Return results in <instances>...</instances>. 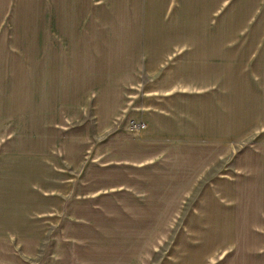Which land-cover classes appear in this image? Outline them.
<instances>
[{
	"label": "crops",
	"instance_id": "1",
	"mask_svg": "<svg viewBox=\"0 0 264 264\" xmlns=\"http://www.w3.org/2000/svg\"><path fill=\"white\" fill-rule=\"evenodd\" d=\"M27 1L38 4L39 49H84L91 66L139 67L141 100L136 137L105 139L102 156L69 152L58 125L20 148L0 137V264H126L129 242L151 264H264V131L255 118L264 43L236 40L238 17L256 16L248 11L264 0ZM1 29L0 41L10 28ZM249 63L258 66L246 77L238 67ZM256 94L254 107L244 103ZM195 110L206 116L193 119ZM244 113L250 124L240 129ZM123 193L142 196L151 214L79 217L81 198ZM96 226L148 228L94 234Z\"/></svg>",
	"mask_w": 264,
	"mask_h": 264
},
{
	"label": "rangeland",
	"instance_id": "2",
	"mask_svg": "<svg viewBox=\"0 0 264 264\" xmlns=\"http://www.w3.org/2000/svg\"><path fill=\"white\" fill-rule=\"evenodd\" d=\"M37 5V2L27 0H0V28L2 31L6 27L10 28L4 31L0 41V137L11 136L16 140V147L20 148L25 138H32L31 143L34 144V139L40 137L41 127L46 136L53 133L51 129L55 128L54 125H58L63 129L64 148L70 152V149L79 147L82 159L93 153L102 156L104 151L109 150V146L103 145L105 139L117 135L121 138L136 137L137 126L134 121L139 112L135 105L140 103L142 85L139 67L91 66L87 62L90 51L84 49L65 47L47 52L39 49L38 19L34 17ZM248 12L255 13L256 16L238 17L236 40L242 44H262L264 28L257 24L264 20V2H260L256 10L249 9ZM8 43L13 50L8 51ZM61 45L69 46L65 43ZM44 57H48L51 64L43 65ZM255 66L258 65L249 63L238 68L245 71L246 77H250V70L252 73ZM118 78L122 81H117ZM245 87V83H240L239 89L242 92ZM260 88L264 92V76L260 81ZM104 89H107L108 96H104ZM121 92H128L129 97L116 100L110 98ZM257 101L258 94L253 97L251 95L244 103L248 102L249 107H254ZM240 104L242 106V102ZM190 114L193 119L206 116L200 110ZM211 114L219 117V111L212 110ZM220 116L226 119L227 111L224 116ZM255 118L264 131V99ZM247 120V114L244 113L240 118V129L250 124V119ZM259 133L257 131L254 135L257 140L262 139ZM85 179L81 178V183L85 182L81 184L82 194H85L89 180ZM91 183L93 187L96 185ZM156 196L160 199V204L166 206L169 203L167 193ZM85 197L81 198L78 211L81 219H136L149 216L152 212L148 201L135 194H116L112 195L111 200L105 196ZM154 213L166 216L167 209ZM141 228L148 227L96 226L89 229H93L94 234H110L124 229L132 235ZM166 228L164 227L165 230ZM82 233L89 231L81 226ZM133 244L128 243L126 264H151L152 258L146 257V251L144 258L136 257L134 248H131ZM107 258L109 257L105 254L104 260ZM124 262L122 258L121 264Z\"/></svg>",
	"mask_w": 264,
	"mask_h": 264
}]
</instances>
